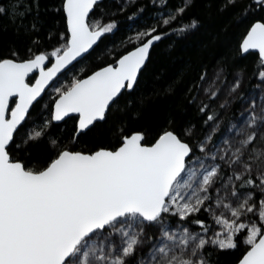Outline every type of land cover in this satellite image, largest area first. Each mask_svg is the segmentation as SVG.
<instances>
[{"label":"snow or ice","instance_id":"snow-or-ice-1","mask_svg":"<svg viewBox=\"0 0 264 264\" xmlns=\"http://www.w3.org/2000/svg\"><path fill=\"white\" fill-rule=\"evenodd\" d=\"M201 13L229 54L153 72ZM9 30L0 264H264V0H0Z\"/></svg>","mask_w":264,"mask_h":264},{"label":"trees","instance_id":"trees-1","mask_svg":"<svg viewBox=\"0 0 264 264\" xmlns=\"http://www.w3.org/2000/svg\"><path fill=\"white\" fill-rule=\"evenodd\" d=\"M146 3L147 0H141ZM145 15H148L146 13ZM201 18L204 20V27L199 32L190 35L186 39L176 38L173 44L171 40L165 39L158 45L156 60L152 67L153 72H163L165 78H171L178 72L183 70L186 65L196 66L203 62L206 64H214L224 55L229 54L227 44L234 46L235 41L239 38V32L235 31L230 34V39L225 43L224 39H215L218 32V26L201 13ZM119 38V34L115 39ZM16 37L11 30L7 33H0V47H10ZM169 44L173 46L168 47ZM242 65H247L251 70L255 63V57L249 56L246 59L239 61ZM71 122H69L70 125ZM234 257L225 256L222 258V264H231Z\"/></svg>","mask_w":264,"mask_h":264}]
</instances>
